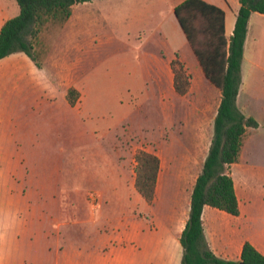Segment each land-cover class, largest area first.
I'll return each instance as SVG.
<instances>
[{"label": "rangeland", "instance_id": "rangeland-1", "mask_svg": "<svg viewBox=\"0 0 264 264\" xmlns=\"http://www.w3.org/2000/svg\"><path fill=\"white\" fill-rule=\"evenodd\" d=\"M179 1L80 5L65 28L38 40L35 55L45 72L37 81L49 86L32 99L29 68L0 67V264H100V257L88 259L91 252L110 260L113 250L120 260L153 204L134 186V156L152 145L139 136L157 134L163 118L144 64L156 55L164 67L174 59L168 45L181 47L172 12ZM257 32L261 44L250 56L261 67L245 65L244 83L264 89V26ZM69 88L77 92L73 108ZM250 108L264 135V99Z\"/></svg>", "mask_w": 264, "mask_h": 264}, {"label": "crops", "instance_id": "crops-1", "mask_svg": "<svg viewBox=\"0 0 264 264\" xmlns=\"http://www.w3.org/2000/svg\"><path fill=\"white\" fill-rule=\"evenodd\" d=\"M203 1L224 11L225 37L229 40L239 2L231 8L225 0ZM18 13L19 8L15 0H0V29L7 20ZM174 23L183 37L178 49L170 47L167 43L174 51V59L168 58L162 67L163 59L155 55L153 60L149 57L150 61L146 62L147 59L144 64L147 77L154 80L148 82V85H152L150 90L159 93L160 106L163 108L158 133L154 136H139L142 141H152L150 149L146 148L147 145H141L140 150L152 153L160 160L155 198L153 204L150 203L151 210L145 211L144 217L136 221L137 229L133 232L132 242L121 248L120 260L116 255L117 250H113L110 260L97 251L91 252L92 256L88 259L100 257V264H181L183 251L179 239L188 220L193 186L208 155L221 93L205 79L175 18ZM263 26L264 15L252 13L247 23L241 60V84L236 97V106L241 113L253 118L257 123L255 129L247 128L237 161L229 170L239 215L232 216L210 206H205L201 214L203 233L209 249L218 258L232 262H240L241 251L246 242L264 256V149L259 138V135L263 138L264 135L261 134V121L250 112V105L264 99V89H252L249 84L245 85L243 69L245 65L250 69L251 66H256L257 69L261 67V63L251 60L250 50L256 48L258 42L261 44L257 29ZM175 59L181 62L190 78L188 91L182 96L175 92L173 86L174 75L170 62ZM14 62L25 64L29 68V99H32L34 92L41 90V87L49 86V83L37 81L40 73L45 72L44 68L39 69L22 53H15L0 60V67L9 66ZM258 139L260 142H257ZM112 180L113 178L108 180V183L112 184ZM144 202L147 204L145 200ZM166 205L167 210H164L163 214L159 213L158 210L162 207L166 209ZM123 216L122 213L120 217ZM74 257L81 256L74 250Z\"/></svg>", "mask_w": 264, "mask_h": 264}, {"label": "trees", "instance_id": "trees-1", "mask_svg": "<svg viewBox=\"0 0 264 264\" xmlns=\"http://www.w3.org/2000/svg\"><path fill=\"white\" fill-rule=\"evenodd\" d=\"M92 0H15L19 13L7 20L0 29V60L22 53L39 69L35 48L42 35L61 30L70 20L76 7ZM239 9L229 40L225 37V13L203 0H183L173 8V16L205 79L221 93L213 124V136L201 173L196 178L190 198L188 220L179 243L183 254L181 264H264V256L249 243H244L240 262L218 258L205 240L201 214L205 206L239 215L233 180L229 174L237 161L247 128L255 129L256 121L246 117L236 106L241 84V60L252 13L264 15V0H238ZM173 86L178 95L188 91L190 78L178 60L170 62ZM74 89L66 92V101L73 108L76 102ZM137 193L147 203L155 198L160 168L159 158L144 150L134 156Z\"/></svg>", "mask_w": 264, "mask_h": 264}, {"label": "water", "instance_id": "water-1", "mask_svg": "<svg viewBox=\"0 0 264 264\" xmlns=\"http://www.w3.org/2000/svg\"><path fill=\"white\" fill-rule=\"evenodd\" d=\"M239 264H243V263H239Z\"/></svg>", "mask_w": 264, "mask_h": 264}]
</instances>
